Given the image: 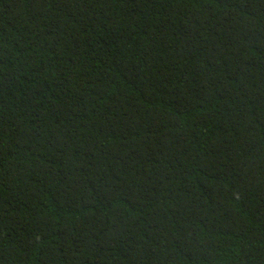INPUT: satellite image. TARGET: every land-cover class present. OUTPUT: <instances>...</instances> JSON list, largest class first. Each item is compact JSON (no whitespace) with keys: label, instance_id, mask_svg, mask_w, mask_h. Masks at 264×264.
Segmentation results:
<instances>
[{"label":"trees","instance_id":"trees-1","mask_svg":"<svg viewBox=\"0 0 264 264\" xmlns=\"http://www.w3.org/2000/svg\"><path fill=\"white\" fill-rule=\"evenodd\" d=\"M0 264H264V0H0Z\"/></svg>","mask_w":264,"mask_h":264}]
</instances>
